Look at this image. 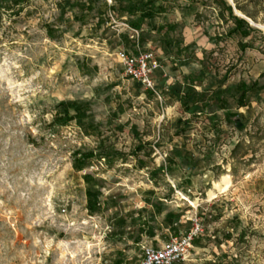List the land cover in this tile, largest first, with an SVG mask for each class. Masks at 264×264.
<instances>
[{
    "label": "rangeland",
    "instance_id": "rangeland-1",
    "mask_svg": "<svg viewBox=\"0 0 264 264\" xmlns=\"http://www.w3.org/2000/svg\"><path fill=\"white\" fill-rule=\"evenodd\" d=\"M73 1L0 9V264H138L191 231L173 264H264V23L234 9L259 31L229 37L212 0H168L165 37L130 27L120 0ZM119 50L153 53L156 91ZM240 83L255 84L241 106ZM66 101L86 114L52 126Z\"/></svg>",
    "mask_w": 264,
    "mask_h": 264
},
{
    "label": "trees",
    "instance_id": "trees-1",
    "mask_svg": "<svg viewBox=\"0 0 264 264\" xmlns=\"http://www.w3.org/2000/svg\"><path fill=\"white\" fill-rule=\"evenodd\" d=\"M24 0H0V9L3 8L5 10H11V7L20 8L21 4ZM78 1V0H77ZM80 2L73 1L69 4V7L74 8L75 6L81 10H89V3L85 6L81 0ZM88 1V0H86ZM96 1V0H94ZM216 3L219 9V15L221 19H225V12L227 13V17L233 22V26L229 28L226 32L227 36L237 35L240 37H248L251 33L257 32V28L249 25V22L245 18H241L234 14V9L240 11L242 15L246 18L250 19L254 23L260 21L264 23V0H232L229 4L227 0H212ZM168 0H137V1H126L125 4L120 0L121 9L119 12L125 13L127 16V21L129 26L135 29H141V25L146 21L148 25L147 29H153V31H157L158 34L163 33L162 36L168 37L170 32H173L176 28L175 24H167L166 29H164V25L155 26L153 24V19L155 16H159L161 14H165L168 10L167 7ZM17 11H12L11 13L17 14ZM164 30V32H163ZM48 31V30H47ZM122 38L127 40L125 34L121 35ZM174 42L172 40H168V38L164 39L165 48L172 49ZM238 45L241 50H245L249 45L244 41H239ZM186 48H193V45H187ZM178 51V49H176ZM255 84L246 85L244 83H240L237 87L238 91H241V94L238 98V103L241 106V101L246 96V93L252 88ZM190 95L189 90L181 95V99H187ZM57 110L53 115V120L51 122L52 126L57 124L65 125L68 122L79 119L86 114L88 110V106L85 103L75 102V101H66L59 102L57 104ZM73 110V113L70 112ZM141 147H138L135 153L140 150ZM79 153H76V155ZM92 157L90 153H82L79 158H74L72 166L77 171H80L86 167V159ZM88 175H84V179L86 180ZM88 181V180H86ZM87 200L86 206L87 209L91 212H94L97 208V200L96 195L90 190L86 191Z\"/></svg>",
    "mask_w": 264,
    "mask_h": 264
},
{
    "label": "built area",
    "instance_id": "built-area-1",
    "mask_svg": "<svg viewBox=\"0 0 264 264\" xmlns=\"http://www.w3.org/2000/svg\"><path fill=\"white\" fill-rule=\"evenodd\" d=\"M117 57L124 76L140 83L145 89L156 91L152 74L160 65L151 51L131 53L119 50ZM61 212L65 213L66 209L61 208ZM193 237L194 232L191 231L185 235L171 237L159 246H144L138 264H173L180 261L189 251Z\"/></svg>",
    "mask_w": 264,
    "mask_h": 264
},
{
    "label": "bare ground",
    "instance_id": "bare-ground-1",
    "mask_svg": "<svg viewBox=\"0 0 264 264\" xmlns=\"http://www.w3.org/2000/svg\"><path fill=\"white\" fill-rule=\"evenodd\" d=\"M236 12H237L239 15H242L239 11L236 10ZM242 16H244V15H242Z\"/></svg>",
    "mask_w": 264,
    "mask_h": 264
}]
</instances>
